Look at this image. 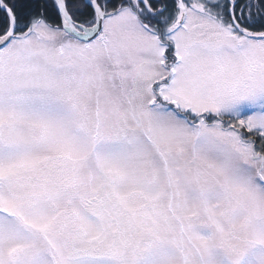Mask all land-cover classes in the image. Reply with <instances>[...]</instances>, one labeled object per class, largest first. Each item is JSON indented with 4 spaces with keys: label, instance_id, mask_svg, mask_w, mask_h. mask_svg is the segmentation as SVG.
Returning <instances> with one entry per match:
<instances>
[{
    "label": "snow or ice",
    "instance_id": "6c2138e0",
    "mask_svg": "<svg viewBox=\"0 0 264 264\" xmlns=\"http://www.w3.org/2000/svg\"><path fill=\"white\" fill-rule=\"evenodd\" d=\"M0 264H264V0H0Z\"/></svg>",
    "mask_w": 264,
    "mask_h": 264
}]
</instances>
